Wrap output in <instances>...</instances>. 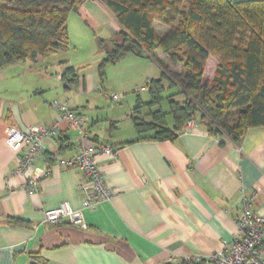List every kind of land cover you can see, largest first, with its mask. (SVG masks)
<instances>
[{"label":"crops","instance_id":"0c3cea01","mask_svg":"<svg viewBox=\"0 0 264 264\" xmlns=\"http://www.w3.org/2000/svg\"><path fill=\"white\" fill-rule=\"evenodd\" d=\"M73 14L90 26L109 30V38L94 37V52L101 62L103 53L97 40H108L120 30L113 14L101 0H85ZM156 23L153 28L157 33ZM158 28L163 36L169 30L166 26ZM130 56L135 64L148 59ZM216 64L214 58L207 61L205 78L212 79ZM57 65L56 75L64 87L62 71L76 66L63 57ZM49 67L52 65L47 59H39L0 70V88L11 83H7L9 80L20 81L16 98L0 95V264H28L33 257L40 264H208L191 260L206 257L235 238L242 196L255 193L251 209L264 215V127L247 130L239 143H233L224 135H210L208 123L196 120L172 142L135 141L138 136L131 123L133 107L104 112L86 107L85 96L97 90L102 79L91 74L88 80L78 73L75 88L80 93L74 99L79 100L70 108L84 115L90 113L85 115L89 142L117 150L113 157L97 159L114 195L82 211L86 229L68 222L48 226L44 223L45 211L62 203L74 210L81 208L82 173L75 166L55 163L49 177L37 180L36 191L25 190V177L15 174L18 155L8 149L6 132L8 127H48L55 121L53 107L30 103L45 91L35 79L49 78ZM142 71L146 84L159 77L151 68ZM64 97L68 103L70 99ZM104 97L110 98L108 94ZM118 103L121 106L120 100ZM168 127L171 129L172 123ZM60 137L71 147L61 152L57 139L45 140V150L34 163L37 169H45V159L54 154L62 158L75 155L79 144L76 132L64 129ZM126 142L132 143L122 145ZM169 258L178 262L170 263Z\"/></svg>","mask_w":264,"mask_h":264},{"label":"trees","instance_id":"16d2710c","mask_svg":"<svg viewBox=\"0 0 264 264\" xmlns=\"http://www.w3.org/2000/svg\"><path fill=\"white\" fill-rule=\"evenodd\" d=\"M84 1L0 0V70L67 52L68 18ZM101 2L120 30L97 40L103 53L99 77L106 65L127 54L151 59L160 70L145 86L147 100L137 95L131 110L135 141L172 142L190 120L208 123L210 135H224L233 143L247 130L264 127V0ZM153 22L168 32L159 36ZM210 58L217 60L212 79L204 75ZM61 80L65 89L76 87L78 70L65 68ZM56 139L58 151L71 147L60 135Z\"/></svg>","mask_w":264,"mask_h":264},{"label":"built area","instance_id":"2783aa9c","mask_svg":"<svg viewBox=\"0 0 264 264\" xmlns=\"http://www.w3.org/2000/svg\"><path fill=\"white\" fill-rule=\"evenodd\" d=\"M141 91L147 92L146 87ZM120 96L113 94L110 99L118 102ZM52 107L56 110V119L51 126L33 125L24 129L8 127L6 132V145L13 153L18 155L15 174L25 177L24 189L36 191L37 180L47 178L51 174L53 164L66 167L75 166L83 176V183L79 190L83 195L81 208L72 209L68 203L44 212V223L48 226L60 225L68 222L81 229H86L82 211L93 209L104 201H109L114 191L104 180L98 166V157H113L117 150L107 144L91 143L87 134V118L84 114L72 110L67 102L54 101ZM194 126V120L186 123L184 131ZM64 129L76 132L78 149L75 155L62 158L59 154L46 158L45 169L39 170L35 166L36 159L45 150V140L56 139ZM256 195L240 198L241 214L237 219L238 233L235 238L218 251L203 258L191 261H204L208 264H264V215L252 211V203ZM170 263L178 262L177 258H169Z\"/></svg>","mask_w":264,"mask_h":264},{"label":"rangeland","instance_id":"374dc122","mask_svg":"<svg viewBox=\"0 0 264 264\" xmlns=\"http://www.w3.org/2000/svg\"><path fill=\"white\" fill-rule=\"evenodd\" d=\"M84 19H80L74 14H70L68 18V31H69V41L70 47L66 54L59 56H50L47 60L51 63L52 67H49L48 73L49 78H37L35 80L40 81L41 87H44L42 94L36 95L31 102L38 103L39 107H52L51 103L54 101L65 102V97L67 96L68 105L76 104L75 96H79L80 93L75 87L68 89H63V84L60 83L58 76L59 72L57 62L63 57L68 61V64L75 65L78 70L79 75L90 78L92 75L98 74V63L100 62L99 57L95 55L96 41L95 36L99 38H109L110 32L104 27L90 26L91 24ZM157 33L160 35V29L158 27L163 24L156 23ZM163 36V35H160ZM132 54H127L121 60L117 61L115 64H108L104 67V77L102 78V83L98 81L97 90L88 92L85 98L87 99L86 107H98L100 111L114 110L117 107H123L124 111L127 107L135 106L136 96H140L141 100H147V93L141 91L142 87L146 85V79L142 77V71L145 68H151L155 71V76H158V68L154 61L147 59L136 62L132 61ZM99 60V61H98ZM149 63V64H148ZM151 65V66H146ZM212 67V66H211ZM210 67V68H211ZM210 69L207 70V75H210ZM152 75V76H154ZM41 77V76H39ZM11 82V83H9ZM24 82V81H22ZM5 85H1L0 95L4 98H16L19 91L20 81L13 79L9 80ZM33 83V81H32ZM12 86V87H10ZM104 94L112 96L116 94L120 96L119 106L118 102H113L110 98L105 99ZM168 96V93L166 94ZM83 98H80V100ZM164 110H166V102L162 104ZM146 112V109H143ZM90 116V113H86ZM85 114V115H86ZM86 115V116H87ZM168 124L171 125V119H167Z\"/></svg>","mask_w":264,"mask_h":264},{"label":"water","instance_id":"95a60500","mask_svg":"<svg viewBox=\"0 0 264 264\" xmlns=\"http://www.w3.org/2000/svg\"><path fill=\"white\" fill-rule=\"evenodd\" d=\"M28 264H40V263H38V262L35 261V260H31Z\"/></svg>","mask_w":264,"mask_h":264}]
</instances>
